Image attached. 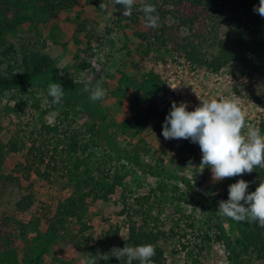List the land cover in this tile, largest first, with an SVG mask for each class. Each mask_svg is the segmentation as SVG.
Segmentation results:
<instances>
[{"label": "rangeland", "instance_id": "374dc122", "mask_svg": "<svg viewBox=\"0 0 264 264\" xmlns=\"http://www.w3.org/2000/svg\"><path fill=\"white\" fill-rule=\"evenodd\" d=\"M141 4L142 0H136L132 14L124 17L120 5L113 11L109 2L105 11H98L80 0L71 11L60 13L45 25L18 27L3 42L0 52L7 53L0 56V78L22 73L30 61L46 55L61 79L65 96L60 104L52 105L47 85L36 83L0 93V142L5 145L0 168V222L8 223L0 229V236L14 229L13 221L29 225L30 221L38 222V230L44 232L60 202L81 196L86 207L85 230L76 219L70 220L61 241L46 257L47 264H60L52 263L55 257L65 264H79L83 249L101 243L107 230L111 234L108 247L121 248L131 229L138 242L154 245V264H239L233 256L238 251L235 236L224 222L225 216L218 212L219 202L226 201L222 190L226 178L214 181L210 169L200 167L198 144L187 139L165 140L161 135L169 112L162 102L170 85L162 80L164 65L173 55L185 53L174 52L171 42L162 47L155 41L158 29L145 27L143 15L138 14ZM162 6L171 13L161 19V24L176 28L174 36L179 44L184 38L192 41L202 60L210 61L217 54L215 42L230 43L237 26L254 31L264 40V17L260 15L246 19L241 11L227 5L222 13L216 8L209 12L212 21L200 16L193 24L177 26L179 14L189 16L191 10L199 13V9L187 6L178 14ZM239 18L241 21L235 24ZM77 23H82L84 30L75 36ZM55 28L58 42L66 46L50 40ZM212 36L214 44L209 39ZM112 48L117 50L109 65L106 67L105 60L98 66L96 54ZM253 58L247 54L252 64L243 65L238 58L218 70L189 60L196 69L208 73L203 74L205 87L214 95L221 87L226 98L235 99L225 82V75L231 76L239 87L235 96L245 111L243 134L248 131L247 122L264 134V64ZM90 63L93 73L80 71L81 64ZM148 72L162 83L148 103H135L133 89L123 98L113 94L121 73L140 81ZM104 73L107 95L92 103L79 81L91 79L94 85ZM249 100L256 106L247 107ZM51 111L59 113L54 123L47 118ZM127 120L140 128L136 125L125 131L123 123ZM93 124L96 131L90 133ZM42 158L44 162L40 163ZM76 162L81 163L80 174L88 172L80 176V184L71 181L73 175L68 172L74 171ZM27 195L33 198L32 206L19 210L16 204ZM11 246L17 249L21 261L23 243L15 241ZM250 264L261 262L253 256Z\"/></svg>", "mask_w": 264, "mask_h": 264}, {"label": "trees", "instance_id": "16d2710c", "mask_svg": "<svg viewBox=\"0 0 264 264\" xmlns=\"http://www.w3.org/2000/svg\"><path fill=\"white\" fill-rule=\"evenodd\" d=\"M79 1L80 0H0V48L7 36L13 34L18 27L29 25L32 26V28H36L39 25H45L57 17L60 13L71 11ZM84 2L87 6H91L98 11H105V7H100V5H106L109 3V0H84ZM145 2L155 5V14L160 18V26L157 28L158 37L155 38V41L158 42L160 46L165 47L168 42H171L174 44V52H178L179 50L184 51L188 59L199 61L203 65L206 64L207 67L215 70L228 65L231 61L238 58H242L241 62L243 65L248 62L252 64V60L249 61L246 59L247 54H251L252 57L254 56L253 60L256 59V61L264 64V40L258 39L255 32L247 28L244 29L243 27L237 26L235 29V37L233 40L229 41L230 43H227L225 40L215 42L217 54H215L210 61H207L202 60L201 55L194 51L195 45H193L192 41L188 40V38H184L181 44L178 43L177 38L174 36L176 28H173V25L161 24V19L171 13V11L169 12L164 10L162 5L171 7L172 12L178 14L180 12L182 13L180 8L186 9L187 6L190 9H199L197 10L199 13H195L191 10L189 16L179 14V24L177 26H180L181 24L184 25L187 23L193 24V22L200 18V16H205L207 20L212 21L214 17L209 16V12L214 11L216 8L217 13H222L223 9L227 5L232 6L236 11H241L242 16L249 19L253 15H259L253 11L254 7L259 6V0H142V4ZM138 14L143 15L144 18V14L140 10ZM79 20L80 17L79 14H77L75 21L78 22ZM236 21L237 22L235 24H238L241 21V18ZM257 25L258 24L254 22V26L257 27ZM83 30V24L77 23L74 35L76 36L80 34ZM52 31H55V33H50L49 37L50 40L53 41V44L60 45L61 47L66 46V43L58 42V29L55 28ZM193 37L196 36L193 35ZM209 39L213 41L212 44H214L215 40H213V36L209 37ZM6 53L7 51L0 52V56H5ZM109 56L112 59L113 56H111V54H109ZM111 59L107 61L108 63L106 64V67L109 65ZM79 68L81 72L91 71L90 73H93L95 71L91 63L81 64ZM105 74L106 73H104L103 77L97 79V81L101 82L104 89L107 88ZM51 82L59 84L62 83L53 68L51 60L46 55H42L38 59L30 61L22 73L9 74L1 77L0 93L23 87L27 83L48 85ZM160 88H162V83L152 72L142 74L140 81L121 73L117 81L116 91H113V94H118L121 98H123L126 97L129 89H133L132 96L134 98V102L137 104H143L148 103L155 94H158ZM17 107L22 108V104H17ZM17 107L15 110H17ZM123 125L126 127L125 131L127 129L129 131L130 128L133 126L135 127L136 125L138 129L140 128L139 124L132 123L130 120L125 121ZM45 129L55 130L50 127H45ZM95 129L96 125L93 124L88 130L90 133H95ZM4 152L5 145H2L0 142V168L3 165ZM83 158L85 161L89 159L86 156ZM43 162L44 159H40V163ZM66 164H69V162ZM80 166L81 163L76 162L73 167L74 171L68 170V172H71L73 175L71 181L79 184L82 180L80 176L82 174L88 175L86 170L82 171L80 174ZM65 167L67 168V165H65ZM65 172H67V170ZM241 179L249 183L247 193L250 194L256 190L260 181H264V168L255 167L252 173L226 178L224 184L222 185L226 201L228 199L229 185L234 184L237 180ZM182 181L185 184L187 183L186 179ZM83 201L84 200L81 196H70L64 202H60L53 216L47 220L48 226L44 232L38 230V222L36 223L30 221L29 225L28 223L21 221H13V224H15L14 229L5 233L4 237L0 236V264H47L46 257L50 256L52 248L56 246L59 241H61L64 236L63 232L66 230L67 225L70 224V220L76 219L77 222L82 224V229L85 230L86 226H84V224L86 225V217L84 213L86 211V207ZM32 203V196L27 195L16 204V207L23 211L31 207ZM224 222L228 224L233 236H235L234 244L238 247V251L235 252L238 253V255L233 252V256L238 263L244 264L248 259L246 264H250V258L254 256L261 262V264H264V228L247 221L235 222L228 217H224ZM4 226L7 227L8 223L0 222V229ZM220 231L224 233V228L222 226H220ZM133 232V229H131L129 239L123 243L121 248H123L125 244L128 246L142 245V242L137 241ZM29 233L33 236L28 237ZM67 235L69 236L71 234L67 233ZM74 237L75 236L72 234L70 238ZM103 237L104 241L102 240L101 243L97 242L92 246L85 247L82 253L83 256L91 254L97 259V264H121V262L115 257L110 256V250L112 247H108L107 245V239L111 237L108 230L105 232ZM15 241H21L23 243L21 261L18 259L17 249L11 246L12 244H15ZM104 255H109V258L107 259L105 257L102 259L100 257ZM52 260V263L58 262L60 264H65L57 257ZM133 264H136V262Z\"/></svg>", "mask_w": 264, "mask_h": 264}, {"label": "clouds", "instance_id": "9594fccd", "mask_svg": "<svg viewBox=\"0 0 264 264\" xmlns=\"http://www.w3.org/2000/svg\"><path fill=\"white\" fill-rule=\"evenodd\" d=\"M113 11L115 5L123 8V16L132 14L136 0H109ZM106 7V5H100ZM112 11V12H113ZM140 11L144 14L146 28H158L160 18L156 15L155 5L145 2ZM254 12L264 17V0H259V6L254 7ZM112 15V13H111ZM98 66L103 62V54L97 53L95 57ZM82 92L88 94L92 103L101 101L107 95L101 82L94 85L91 79H83ZM216 98L203 100L193 111H188L186 102H171L170 111L162 124L161 135L165 140L187 139L198 144L202 157L200 167L209 168L214 181L224 178L252 173L255 167L264 168V134L260 129L248 125V131L243 134L245 127V111L241 108L238 99ZM65 96L61 84L51 82L47 85L48 101L52 105L60 104ZM59 113L51 111L48 120L54 123ZM249 183L237 180L228 187L227 201H220L218 212L235 222H251L264 228V181H260L256 190L247 193ZM243 202V203H241ZM198 210V209H197ZM110 256L115 257L121 264H154L155 247L152 244L112 248ZM109 258V255L100 256ZM79 264H97V259L91 254L82 256Z\"/></svg>", "mask_w": 264, "mask_h": 264}, {"label": "built area", "instance_id": "2783aa9c", "mask_svg": "<svg viewBox=\"0 0 264 264\" xmlns=\"http://www.w3.org/2000/svg\"><path fill=\"white\" fill-rule=\"evenodd\" d=\"M116 50V48H112L109 52L105 54L102 53L104 57L103 62H105V60H110L109 54L114 56ZM93 65L95 66V62ZM164 66L165 71L162 80L170 84L169 87H166L167 95L162 99L166 110L170 111L171 102L173 101L177 102V104H179V102H186L188 104L187 110L193 111L203 100L216 98L219 101L220 99L226 98L221 87L216 88V90L220 92L218 95L212 94L210 90L205 87L206 83L203 74L208 76V73L206 71L203 73L201 70L196 69L195 65L185 54L180 53L179 55H173L172 58L166 61ZM218 79L220 80L221 78ZM225 82L230 85L234 95L236 91L239 92V87L231 76L225 75ZM219 84L220 83H218V85ZM196 91L198 94H195ZM246 104L249 108L256 106L252 100L246 101ZM248 125L249 122L246 123V126Z\"/></svg>", "mask_w": 264, "mask_h": 264}]
</instances>
